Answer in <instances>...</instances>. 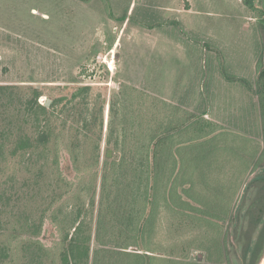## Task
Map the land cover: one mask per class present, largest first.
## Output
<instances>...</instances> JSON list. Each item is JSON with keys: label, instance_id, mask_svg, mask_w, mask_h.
<instances>
[{"label": "rangeland", "instance_id": "obj_1", "mask_svg": "<svg viewBox=\"0 0 264 264\" xmlns=\"http://www.w3.org/2000/svg\"><path fill=\"white\" fill-rule=\"evenodd\" d=\"M250 1L253 9L245 0H0V264L35 255L63 264L20 242L33 240L20 229L39 220L56 185L51 155L21 166L14 154L22 134L38 135L26 112L33 88L44 89V105L53 87L104 86L111 96L120 83L263 144L224 234L232 264L258 245L264 264V0ZM40 239L54 248L49 231Z\"/></svg>", "mask_w": 264, "mask_h": 264}, {"label": "trees", "instance_id": "obj_2", "mask_svg": "<svg viewBox=\"0 0 264 264\" xmlns=\"http://www.w3.org/2000/svg\"><path fill=\"white\" fill-rule=\"evenodd\" d=\"M33 89L26 112L38 135L22 134L14 154L21 166L51 155L56 185L21 243L63 264H232L224 225L261 142L127 83L111 96L104 86L53 87L50 106ZM258 96L264 128L263 79ZM48 231L54 248L40 239ZM262 247L245 264H260Z\"/></svg>", "mask_w": 264, "mask_h": 264}, {"label": "crops", "instance_id": "obj_3", "mask_svg": "<svg viewBox=\"0 0 264 264\" xmlns=\"http://www.w3.org/2000/svg\"><path fill=\"white\" fill-rule=\"evenodd\" d=\"M141 53V52H140ZM133 62H134V59H133ZM135 66L134 65H132V66H130V68H129V75L133 72V75H134V72H135V68H134Z\"/></svg>", "mask_w": 264, "mask_h": 264}, {"label": "water", "instance_id": "obj_4", "mask_svg": "<svg viewBox=\"0 0 264 264\" xmlns=\"http://www.w3.org/2000/svg\"><path fill=\"white\" fill-rule=\"evenodd\" d=\"M50 104H51V101L48 100L47 103H46V105L49 106Z\"/></svg>", "mask_w": 264, "mask_h": 264}]
</instances>
